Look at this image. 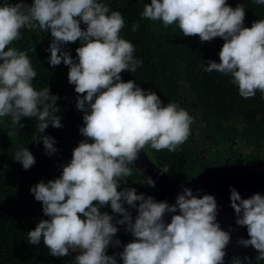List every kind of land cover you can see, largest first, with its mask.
I'll return each instance as SVG.
<instances>
[{
    "label": "clouds",
    "instance_id": "clouds-1",
    "mask_svg": "<svg viewBox=\"0 0 264 264\" xmlns=\"http://www.w3.org/2000/svg\"><path fill=\"white\" fill-rule=\"evenodd\" d=\"M253 2L264 5V0ZM140 16L160 21L165 28L175 24L184 37L196 36L201 43L220 38L219 63L203 62V71L230 76L242 98H253L257 91L264 95V19L245 27L243 5L151 0ZM123 27L122 14L98 0H32L30 6L23 0H5L0 5V117H9L13 127L21 128L22 118H37L41 135L35 141L43 144L46 155L57 152L55 140L42 134L49 126H63L56 115L59 97L50 95L49 87L37 91L32 84L37 73L27 53L9 47L24 28L50 33L49 66L68 67V83L78 94L75 107L83 113L78 131L84 139L72 150L70 162L58 178L29 189L48 219L27 233L28 241L42 242L55 258L68 256L69 250L78 253L73 264H117V254L106 253L109 246H121L114 240L120 225L133 237L118 253L122 264H224L231 235L217 222L212 195H194L183 188L170 205L137 194L135 188H121L124 178L132 175L128 165L142 149L178 150L193 123L176 103L163 104L155 92L142 90L133 80L122 81L121 73L135 72L143 64L134 58L133 44L121 38ZM138 29V23L132 25L133 32ZM77 41L81 46L73 59L63 46ZM13 161L28 170L35 157L22 148ZM165 172L167 168L161 174ZM146 181L155 187L151 178ZM229 191L235 224L246 228L249 237L237 244L251 246L264 259V195L243 199L235 188ZM105 207L122 218L113 223V215L100 211ZM130 209L137 213L134 220Z\"/></svg>",
    "mask_w": 264,
    "mask_h": 264
},
{
    "label": "flooded vegetation",
    "instance_id": "flooded-vegetation-1",
    "mask_svg": "<svg viewBox=\"0 0 264 264\" xmlns=\"http://www.w3.org/2000/svg\"><path fill=\"white\" fill-rule=\"evenodd\" d=\"M18 1L20 2V0H8V3ZM4 2L5 0H0V5ZM23 2L31 5L29 0H23ZM145 22L150 26L147 30L148 37L146 41H143L147 43V46L140 48L136 43L134 57L143 61V67H150L151 75L154 76L147 79L150 86H147L146 91L155 92L163 104L176 103L193 117L190 135L178 150L165 149L166 153L163 154L161 150L156 151L146 146L163 169L167 168L165 173L170 180L174 184H185L208 169L246 163L257 164L264 170V121L254 118L253 111L255 110L243 112L224 104L218 98V87L216 89L211 86L207 87L205 79L195 76L191 61L185 53L187 48L176 44L173 37L166 38L172 33L169 30L172 25L165 28L160 21L153 22L145 19ZM35 32L39 34L40 45L37 44L35 37L33 40L31 38V41L28 39L31 32L24 28L21 29V38L9 47L27 53L37 73L32 84L37 91H40L49 87L44 68H46L50 53L41 37V31H33V35ZM126 35L131 34L126 32ZM80 46V42L77 41L66 44L63 48L75 59V49ZM59 66L61 69L66 67L63 63ZM48 68L52 67L48 66ZM54 68L57 69L56 66ZM57 72L66 82L64 75L59 70ZM67 73L64 74L67 75ZM140 88L143 90L142 87ZM74 99H77L76 95ZM21 123L24 125L23 128L13 127L9 117H0V179L5 182L0 184V212H7L9 208L16 206L29 220L33 221L32 224L35 226L40 220L48 219V217L43 215L42 204L35 201L29 189L40 181L47 183L58 178L62 166L70 162L75 145L60 141L56 133L50 134L51 126H49L42 135L50 136L55 140L54 146L57 152L51 156L46 155L43 144L35 141L41 135L37 127V118H22ZM22 148H28L35 157V164L28 170H24L21 164L13 161L15 153ZM124 179L126 183L129 182V178ZM125 184H122L121 188ZM125 207L127 208V205ZM100 211L113 215V223L116 219L122 218L113 214L110 207L101 208ZM133 211L136 213L134 209H130L134 220L137 213L134 214ZM228 215L227 213L219 215V225H236ZM117 227L116 236L124 245L133 240L131 234L124 230V226L117 225ZM106 254H117V264H122L117 251L112 247L109 246ZM22 258L30 260V262L25 261V264L34 263L36 255L33 245L30 246L29 243L25 245ZM58 259L73 261L75 258L69 254ZM240 262L241 264H264V259H260L259 254L254 250V255L248 260L231 257L227 264H240Z\"/></svg>",
    "mask_w": 264,
    "mask_h": 264
},
{
    "label": "trees",
    "instance_id": "trees-1",
    "mask_svg": "<svg viewBox=\"0 0 264 264\" xmlns=\"http://www.w3.org/2000/svg\"><path fill=\"white\" fill-rule=\"evenodd\" d=\"M29 1L32 3V0ZM98 2L108 6L110 11H119L122 14L124 18V27L120 31L121 38L126 39L132 43L133 46L136 43H138L140 48L147 46V43L143 41H146V38L148 37L147 30L150 29V26L146 24L145 19L141 18L140 13L143 11L144 4H150L151 0H98ZM227 3L232 8H235L237 4L244 6L245 27H250L251 23L255 20L264 19V5H257L253 0H227ZM137 23L139 24V29L136 32H133L132 25ZM81 25L82 28L85 27L83 24ZM169 30L172 31V33L167 35L166 38L173 37L176 44H180L187 48L185 53L191 61L195 76L199 79H205L207 87L211 86L213 89L218 87V98L221 102L228 104L230 107L233 106L234 109L243 112L264 109V95L259 91H257L253 98H242L238 94L237 87L231 83L230 76H225L224 74L217 72L209 73L203 71V62L211 60L219 63L218 53L223 44V41L220 38H215L210 42L201 43L196 36L184 37L183 33L175 24L169 27ZM30 32L31 34L28 36V39L31 41V38L33 40L35 37L37 44L40 45L39 34L35 32L33 35V31L30 30ZM126 32L132 36L126 35ZM41 33V37L48 49L49 44L51 43L50 40L52 39L51 36L48 35L50 33L44 31H41ZM48 59L49 58H47L46 68H44L45 78L48 83L47 85H49L50 95L59 97L57 100L58 104L56 105L59 108V111L56 115L61 117V124L63 125L59 129L51 127L50 134L56 133V137L60 141L70 142L69 144L74 143L76 147L78 146V143L84 139L78 131V129L83 126V113L78 111L75 107L76 100L74 99V96L76 95L77 97L78 94L75 93L74 85L68 83L67 75L64 74L65 72H68V67L66 66L64 69L67 70H64L58 65L56 66L57 69L54 67L49 69ZM40 66L42 67L41 63ZM205 66H207L206 63ZM58 70L64 75L67 80L66 82L61 79L57 72ZM121 77L123 82L133 80L137 83V86L142 87L143 90L146 91L147 86H150L147 79L154 76L151 75L150 67L142 66V68L137 67L135 72L121 73ZM161 151L163 154L166 153L165 149ZM128 167L132 169V175L134 176L132 177V175H130L127 177L129 178V182L126 183L124 187L135 188L137 194L142 193L145 194L146 197L151 196L154 199H157V201H160V199L152 192L151 188L148 187L146 179L139 174L131 164H129ZM2 183L5 182L0 179V184ZM132 213L136 214L134 211ZM165 221L169 222L167 215L165 216ZM32 222L33 221L29 220L24 213L17 209L16 206L9 208L7 212H0V264H25V261L30 262V260L22 257L24 256L25 245L29 243L27 233L35 228ZM114 240H119L121 246L110 247L119 253L122 251V246L124 244L117 236L114 237ZM29 245L31 246L30 243ZM33 247L36 255L33 264H73V261L70 259L61 261L58 258L50 256L48 249L42 244V242L39 245H33Z\"/></svg>",
    "mask_w": 264,
    "mask_h": 264
},
{
    "label": "water",
    "instance_id": "water-1",
    "mask_svg": "<svg viewBox=\"0 0 264 264\" xmlns=\"http://www.w3.org/2000/svg\"><path fill=\"white\" fill-rule=\"evenodd\" d=\"M132 165L145 179L151 178L155 182V187H150L151 190L160 201H166L170 205L174 204L177 194H182L183 188H190L194 195L197 192L199 196L212 195L217 203V222L219 215L224 213L229 214L231 221L236 219L230 207V188H235L243 199L256 193L264 195V170L254 163L208 169L185 184H174L166 173L161 174L162 165L154 159L147 147L142 149L139 158ZM168 219L170 221V216ZM220 227L224 231H230L231 235L230 243L225 249L224 264H227L231 257L248 260L254 255L251 246L245 248L237 244L240 238H249L246 228L237 225H220ZM69 254L75 258L78 253L69 250Z\"/></svg>",
    "mask_w": 264,
    "mask_h": 264
},
{
    "label": "rangeland",
    "instance_id": "rangeland-1",
    "mask_svg": "<svg viewBox=\"0 0 264 264\" xmlns=\"http://www.w3.org/2000/svg\"><path fill=\"white\" fill-rule=\"evenodd\" d=\"M253 116L255 119H259L261 121H264V109L253 111Z\"/></svg>",
    "mask_w": 264,
    "mask_h": 264
}]
</instances>
